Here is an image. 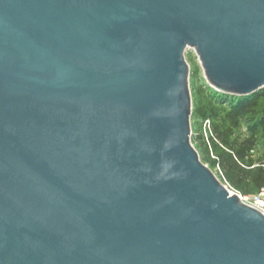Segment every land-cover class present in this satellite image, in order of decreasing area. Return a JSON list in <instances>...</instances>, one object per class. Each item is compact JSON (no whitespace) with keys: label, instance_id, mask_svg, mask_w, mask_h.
<instances>
[{"label":"water","instance_id":"95a60500","mask_svg":"<svg viewBox=\"0 0 264 264\" xmlns=\"http://www.w3.org/2000/svg\"><path fill=\"white\" fill-rule=\"evenodd\" d=\"M188 49L263 90L264 0H0V264H264L192 143Z\"/></svg>","mask_w":264,"mask_h":264},{"label":"rangeland","instance_id":"374dc122","mask_svg":"<svg viewBox=\"0 0 264 264\" xmlns=\"http://www.w3.org/2000/svg\"><path fill=\"white\" fill-rule=\"evenodd\" d=\"M185 57L191 70L192 143L231 192L257 205L264 201V89L249 98V106L235 107L208 83L195 50Z\"/></svg>","mask_w":264,"mask_h":264},{"label":"trees","instance_id":"16d2710c","mask_svg":"<svg viewBox=\"0 0 264 264\" xmlns=\"http://www.w3.org/2000/svg\"><path fill=\"white\" fill-rule=\"evenodd\" d=\"M218 96H220V98H222L223 100H227L229 101L233 106L237 107L238 108H243V107H246V106H249L250 104V101L253 100L255 97H256V94L252 95L251 97H253L251 100L249 98H241V97H237V96H226L224 94H220V93H216ZM250 97V98H251ZM235 101V102H234ZM252 102V101H251Z\"/></svg>","mask_w":264,"mask_h":264},{"label":"built area","instance_id":"2783aa9c","mask_svg":"<svg viewBox=\"0 0 264 264\" xmlns=\"http://www.w3.org/2000/svg\"><path fill=\"white\" fill-rule=\"evenodd\" d=\"M253 206H256L257 208L261 209L264 212V201L263 200H260V202L257 205H253Z\"/></svg>","mask_w":264,"mask_h":264}]
</instances>
